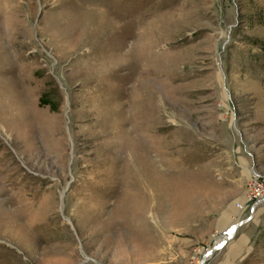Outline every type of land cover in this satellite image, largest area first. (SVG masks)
I'll return each mask as SVG.
<instances>
[{"label": "rangeland", "instance_id": "1", "mask_svg": "<svg viewBox=\"0 0 264 264\" xmlns=\"http://www.w3.org/2000/svg\"><path fill=\"white\" fill-rule=\"evenodd\" d=\"M250 178L264 0H0V264H198Z\"/></svg>", "mask_w": 264, "mask_h": 264}, {"label": "crops", "instance_id": "2", "mask_svg": "<svg viewBox=\"0 0 264 264\" xmlns=\"http://www.w3.org/2000/svg\"><path fill=\"white\" fill-rule=\"evenodd\" d=\"M260 213L257 221H260ZM248 241L249 234L245 229L240 230L234 237L228 238L220 253L214 257L212 256L208 264H238L249 252L247 249Z\"/></svg>", "mask_w": 264, "mask_h": 264}, {"label": "water", "instance_id": "3", "mask_svg": "<svg viewBox=\"0 0 264 264\" xmlns=\"http://www.w3.org/2000/svg\"><path fill=\"white\" fill-rule=\"evenodd\" d=\"M262 201H264V197L254 200L250 205V209H249L248 215L246 217H244L243 219L231 224L219 236H217L215 241L211 245V247H209L207 250H205L201 254L199 261H198V264H204L205 260H207L213 254V252H215L217 249H219L228 240V238H230L233 231L239 225L249 221L253 215V210Z\"/></svg>", "mask_w": 264, "mask_h": 264}, {"label": "built area", "instance_id": "4", "mask_svg": "<svg viewBox=\"0 0 264 264\" xmlns=\"http://www.w3.org/2000/svg\"><path fill=\"white\" fill-rule=\"evenodd\" d=\"M256 180L257 178H250L248 182L246 183V191H245V200H250V199H259L261 197L260 191H262L261 185H256ZM264 186V185H263ZM260 195V196H259Z\"/></svg>", "mask_w": 264, "mask_h": 264}, {"label": "trees", "instance_id": "5", "mask_svg": "<svg viewBox=\"0 0 264 264\" xmlns=\"http://www.w3.org/2000/svg\"><path fill=\"white\" fill-rule=\"evenodd\" d=\"M38 104L39 105H43L46 104L50 107L53 106L52 102H50V100L48 99V96L45 93H41L38 97Z\"/></svg>", "mask_w": 264, "mask_h": 264}]
</instances>
